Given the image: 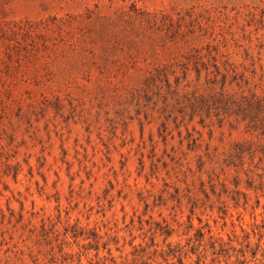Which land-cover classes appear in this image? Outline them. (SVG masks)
<instances>
[{
	"label": "rangeland",
	"instance_id": "374dc122",
	"mask_svg": "<svg viewBox=\"0 0 264 264\" xmlns=\"http://www.w3.org/2000/svg\"><path fill=\"white\" fill-rule=\"evenodd\" d=\"M198 57L264 82V0H0V264H264V158L182 109Z\"/></svg>",
	"mask_w": 264,
	"mask_h": 264
},
{
	"label": "trees",
	"instance_id": "16d2710c",
	"mask_svg": "<svg viewBox=\"0 0 264 264\" xmlns=\"http://www.w3.org/2000/svg\"><path fill=\"white\" fill-rule=\"evenodd\" d=\"M189 69L195 71L198 82L203 72L206 86L196 85L191 95L187 96V105L184 104L182 109L191 111L190 119H193L194 114L200 117L213 115L219 119L221 125L226 120L234 128L242 127L252 138L237 143L235 155L242 161L247 156L251 161L257 157L261 162L264 158V91H257V87L261 86L263 78L259 79L260 82L253 83L249 78L233 73L227 80L228 74L221 72L215 61L210 65L200 57L192 65L184 67L183 77L187 76ZM179 77L176 75L177 84ZM255 254L256 251L254 256Z\"/></svg>",
	"mask_w": 264,
	"mask_h": 264
}]
</instances>
